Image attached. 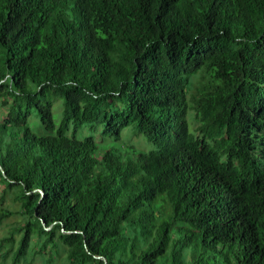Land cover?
<instances>
[{
	"label": "trees",
	"instance_id": "16d2710c",
	"mask_svg": "<svg viewBox=\"0 0 264 264\" xmlns=\"http://www.w3.org/2000/svg\"><path fill=\"white\" fill-rule=\"evenodd\" d=\"M2 98L13 264H264V0H0ZM130 126L156 149L98 156Z\"/></svg>",
	"mask_w": 264,
	"mask_h": 264
},
{
	"label": "rangeland",
	"instance_id": "374dc122",
	"mask_svg": "<svg viewBox=\"0 0 264 264\" xmlns=\"http://www.w3.org/2000/svg\"><path fill=\"white\" fill-rule=\"evenodd\" d=\"M198 76H193L189 79L190 86L188 91V102L192 104L191 95L194 92V86L198 84ZM6 98L0 99L1 117L3 120L11 116L10 104H4ZM55 120L59 122L62 116L63 105L60 100L55 102ZM32 120H37L33 117ZM190 128L195 132L199 122L194 110H190L188 114ZM89 130L84 128L80 131V136L89 135ZM197 134V133H196ZM98 144V156L106 150H115L122 154L125 159L138 157L141 151H151L156 149V145L149 142L143 134L139 133L133 126L124 129L120 136L104 137L101 131L92 134ZM3 184H0V211L2 209L9 211V215L0 223V264H13V254L16 251L21 239V228L26 221V217L19 214L20 203L15 200L14 191H9L3 195ZM6 237H12L13 242H4ZM18 264H70L67 259L66 247L59 243L56 246L48 243L45 237H34L31 240L30 248L27 255L21 259Z\"/></svg>",
	"mask_w": 264,
	"mask_h": 264
}]
</instances>
